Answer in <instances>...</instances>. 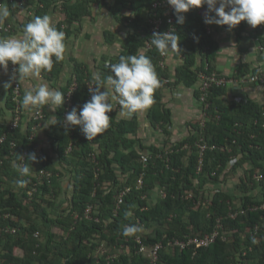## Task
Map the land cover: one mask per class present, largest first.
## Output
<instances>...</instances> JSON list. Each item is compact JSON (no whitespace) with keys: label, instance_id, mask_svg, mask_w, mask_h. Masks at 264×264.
I'll list each match as a JSON object with an SVG mask.
<instances>
[{"label":"trees","instance_id":"16d2710c","mask_svg":"<svg viewBox=\"0 0 264 264\" xmlns=\"http://www.w3.org/2000/svg\"><path fill=\"white\" fill-rule=\"evenodd\" d=\"M154 1L121 0L124 10L119 18L128 22L130 30L120 54L112 63L118 62L120 55L143 53L151 57L159 78H170L169 83L161 82L155 90L148 113L152 124H161L168 134L172 116L163 102L165 90L181 83L196 84L207 63L210 71L216 70V44L200 14L202 6L184 13V24L175 21L180 40L177 52L183 57V63L172 76L168 68L160 64L163 56L153 45L147 47L152 36L150 19ZM88 2L91 0L66 6L69 24L88 14ZM61 27L62 23L58 29ZM167 27L165 22L161 32ZM258 37L263 39L260 34ZM245 67L239 68L235 76H246L249 70ZM54 68L55 62L52 70ZM76 75L79 86L73 107L82 108L91 99L88 83L94 80L83 68H78ZM67 87L62 90L64 94ZM223 87L211 90L208 111L211 119L204 131L200 125H194L189 136L168 149L149 147L151 157L146 166L142 154L147 148L139 142L137 135L138 115L127 118L114 108L108 113L110 127L88 140L80 126L65 127L64 104L58 110L59 122L54 125L52 136L59 145L58 164L74 169L75 178L72 194L59 210L56 203L62 191L64 171L50 156L38 153L36 142L31 138L38 121L25 129L19 125L12 130L9 126L0 130V136L6 134L0 145L1 180L4 176L22 178L13 167L17 153L27 151L24 163L30 164L27 158L30 154L35 153L37 157L32 161L31 177H23L29 179L23 189L15 190L3 182L0 184V212L13 215L0 217V226L19 228L16 234L1 238L0 264H149L148 258L139 251V244L135 241L137 235H141L147 244L163 240L165 245L160 251L159 264H264V208H252L264 203V105L251 99L222 105L217 97ZM197 95L199 97V90ZM11 107L15 108L13 97ZM202 135L207 142L227 148L207 149L202 169L198 170L199 148L196 144ZM232 157L236 158V164L228 166ZM246 161L253 165L242 166ZM239 168L243 170L237 179V190L241 194L218 187L208 207L198 205V201L206 199L205 189H211L208 183L222 186L228 174L239 171ZM41 169L51 172L52 176L39 178ZM141 173H144V183L139 187L137 181ZM258 174L263 178L258 179ZM128 186L131 189L118 207V196ZM33 187L36 191L30 199L28 192ZM161 188L167 193L164 198L159 196ZM255 189L260 190V198L254 195ZM189 191H192V197H187ZM89 205L94 206L92 218L85 216ZM51 210L56 211L54 216H51ZM236 210L238 216L232 217L231 212ZM242 210L245 212L241 213ZM125 213L130 215L126 217ZM219 223L220 236L208 247L181 249L178 245L168 244L170 239H186L188 235L210 232ZM126 224H140L143 231L126 237L121 233ZM257 225L260 230L255 236L253 232ZM54 227L63 232L53 230ZM102 242L108 247H117L118 257L108 262L105 257L97 255L95 248ZM19 248L24 249L21 256L17 254ZM99 257L100 263L97 262Z\"/></svg>","mask_w":264,"mask_h":264},{"label":"crops","instance_id":"0c3cea01","mask_svg":"<svg viewBox=\"0 0 264 264\" xmlns=\"http://www.w3.org/2000/svg\"><path fill=\"white\" fill-rule=\"evenodd\" d=\"M84 0H4L3 6H7L10 16L4 21L9 25L10 31H3L0 37L20 36L22 35L23 26L26 25L35 16L50 15L56 27L59 28L62 23V30L67 36L65 37L66 51L64 59L55 62V70L43 71L38 80L28 79L21 84V101L25 89L39 83H45L49 87L59 88L61 91L69 84L71 77L76 74L78 68L86 70L87 74L93 77L94 73H99L101 77H106L110 70L105 67L106 63H112L120 54L122 45L128 37L130 25L128 22L120 20V13L124 10L121 0H91L89 4V12L81 20L69 24L67 21L66 6L81 5ZM212 15H215L214 13ZM209 33L216 44V55L214 65L218 72L226 76H235L238 69L246 66L249 70L246 78L253 72L264 70V24L255 28L250 26L246 21H242L234 29L229 30L227 25L207 24ZM259 34L263 39L260 40ZM183 63V57L177 52H169L166 55V68L170 74L175 76L176 69ZM201 64V63H200ZM199 64V65H200ZM18 67V65H16ZM13 72L11 62L7 72L0 68V130L9 126L14 119V109L11 107L13 97L12 87L5 89L3 83L9 81ZM55 72V73H54ZM240 78V77H239ZM200 81L194 85L178 84L173 89L165 90L163 102L170 109L172 122L169 127V133H165L161 124H152L148 113L149 109L141 110L135 113L139 117V142L145 146L144 153L150 154L148 148L158 146L162 148H170L179 141L183 140L194 131V125H200L201 118L204 116L203 105L199 102L197 90H199ZM222 93L219 94L217 100L222 105H230L235 103H244L251 99L259 104L264 105V83L239 81L229 83L223 87ZM104 90V89H102ZM115 109L117 108V100L112 101ZM42 110L44 118L41 125L33 128L32 139L36 142L38 153L50 156L53 161L64 171L61 178L62 191L57 199V209L65 206L72 194L74 183V169L66 165H60L58 158V143L53 138V127L43 128L46 120L53 114L48 106L34 109L31 112L24 110L21 106L22 119L20 126L25 129L36 120V112ZM58 110L55 115L58 119ZM121 115L130 118L125 111L119 110ZM118 111V112H119ZM264 162V160L262 161ZM235 162L230 161L228 166H233ZM249 161L244 162L242 166H252ZM240 166V165H239ZM72 170V171H71ZM243 170L231 172L228 174L227 181L221 186H215L212 183L207 185L211 189H205V203L201 206L208 207L211 196L218 187H223L226 191L233 194L240 193L237 190L238 174ZM0 179V184L14 187L15 190H21L16 184L17 176H4ZM3 182V183H2ZM206 185V186H207ZM254 195L260 198V190L255 189ZM241 194V193H240ZM237 201V199H236ZM152 202V201H151ZM56 209V210H57ZM51 216L56 211L52 210ZM62 231V229L60 228ZM0 252H3V246L0 244ZM18 255L24 254V249L17 250Z\"/></svg>","mask_w":264,"mask_h":264},{"label":"clouds","instance_id":"9594fccd","mask_svg":"<svg viewBox=\"0 0 264 264\" xmlns=\"http://www.w3.org/2000/svg\"><path fill=\"white\" fill-rule=\"evenodd\" d=\"M167 3L174 9L176 23L181 25L185 22L184 13L203 5H207L209 13L215 14H206V24L227 25L229 30L242 21L253 28L264 24V0H167ZM9 16L8 7L0 6V24ZM179 41V34L171 29L154 32L150 43L161 55H167L180 49ZM65 51V33L56 27L53 18L48 14L35 16L23 26L22 35L0 37V68L7 72L9 62L18 65L13 69L10 80L3 83V87L11 88L13 81L19 87L25 80H38L43 71L52 70L54 62L64 59ZM105 67L110 70L106 77L102 78L98 72L93 74L91 99L82 108L73 107L63 118L66 128L80 126L88 140L94 139L110 127L108 113L114 110V99L128 116H132L153 104V94L160 87L152 59L143 53L120 55L118 62L106 63ZM65 100V94L59 88L39 83L25 89L21 106L28 112L48 106L53 113L43 126L48 128L59 122L54 113L65 104ZM25 158L23 154L17 153L13 161V167L22 177L16 181L19 187L29 183V179L23 177H31L32 161L37 159L35 153L27 157L30 164L24 163ZM128 215L130 213H125L126 217ZM141 231L143 226L140 224H126L121 229L122 235L126 237ZM255 242L253 239V243Z\"/></svg>","mask_w":264,"mask_h":264},{"label":"built area","instance_id":"2783aa9c","mask_svg":"<svg viewBox=\"0 0 264 264\" xmlns=\"http://www.w3.org/2000/svg\"><path fill=\"white\" fill-rule=\"evenodd\" d=\"M4 4V0H0V6H3ZM153 8H154V12H153V16L150 19L152 26H151V34H153L154 32H161L162 30V26L163 24L166 22L168 24V27L165 31H169L171 29L176 30L175 27V21H176V15L174 14V9L172 8L171 5H169L167 3V0H155L153 3ZM200 14L204 17L206 14L207 15H211V13L208 12V8L207 5H203L202 9L200 10ZM208 29V27H207ZM11 28L9 25L5 24V22H3L2 24H0V36L3 33V31H10ZM164 31V32H165ZM209 32V29H208ZM148 48L152 47L151 43H148ZM163 58L160 62L162 67H166V55H162ZM209 64L207 63L205 66V70L200 71L199 73V77H200V85H199V102L203 105V109H204V116L201 118L200 121V127L201 130L204 131L207 121L211 119V116L209 115L208 111L210 108V101H209V96L211 93V90L213 87H222L225 86L226 84L229 83H236L239 81H248V82H263L264 83V70H258L257 72H253L252 74L248 75V77L246 78H239L237 76H226L223 74H220L217 70H209ZM13 69L16 67V65H12ZM160 83L163 82L165 84L169 83L171 80L169 77H165L162 76L159 78ZM94 83V81H91L88 83L89 86V90L91 87H94V85H92ZM17 83L15 81H13V100L15 102V108H14V119L13 121H11V123L9 124V128L10 130L15 129L17 127H19V125L21 124V119H22V112H21V85L19 87H17ZM79 86V81H78V77L76 74H74L71 77V80L68 84L67 87V91L65 94L66 100H65V105H66V110H65V115L71 111L72 107L74 106V95L75 92L77 91ZM117 108L120 110L121 107L118 104L117 101ZM64 115V116H65ZM36 120L38 121V123L36 125H34V128H36L37 126L41 125L42 123V119L44 118V113L42 110H38L36 112ZM6 138V134H3L2 136H0V145L4 142ZM32 138V135H31ZM197 147L199 148V165H198V170L202 169L203 166V158H204V154L205 151L207 149H220V150H225L227 148V146L225 145H221L218 146L216 143H209L205 140L204 136L202 135L200 140L197 142ZM38 151V149H37ZM27 151L24 152V156H26ZM93 156V159L95 160V154L92 153L91 154ZM150 154L144 153L142 154V161L143 164L146 166L149 163V159H150ZM232 162L236 161L235 157H232L231 159ZM39 178H42L43 176H47V177H51L52 173L51 172H47L45 169H41L39 174H38ZM258 179L263 178L262 174H258L256 175ZM144 183V173H141V175L138 178L137 184L139 187H142ZM131 187H126L124 188L119 196H118V207L120 206V204L123 202L125 195L130 191ZM36 191V187H33L31 190H29V195H30V199L33 196V193ZM167 193L166 191L161 188L159 190V196L164 198L166 197ZM193 193L192 191H189L187 193V197H192ZM147 197V195H146ZM205 201H198V205H202L204 204ZM253 209H258V208H264V203L262 205H255L252 207ZM94 210V206L93 205H89L85 211V216L87 218H92V211ZM245 211L242 210L241 213H244ZM239 214V211H233L231 212V216L232 217H237ZM0 217H13V215H11L10 213H2L0 212ZM96 220H98V217L96 218ZM220 228H221V224L219 223L212 231L210 232H206V233H198L195 235H188L186 239H170L168 241V244L170 245H178L180 246L181 249L193 246L195 249L199 248V247H208L211 244L215 243L216 240L219 238L220 236ZM19 228L17 226H12V225H5V226H0V240L1 238H3L6 234H16L18 232ZM260 230V226L257 225L255 227V230L253 232V234L256 236L258 234ZM63 232V231H62ZM38 233V232H37ZM135 241L139 244V251L142 252V254L144 256H146L149 260V264H159L160 261V251L161 249L164 247V242L163 240H160L158 242H155L153 244H147L146 242H144L143 238L141 237V235H137L135 236ZM124 248V245L122 244V249ZM95 252L97 255H101L103 257H105L107 259L108 262L114 260L115 258L118 257L119 253H118V249L117 247H108L107 244L105 242L100 243L99 245H97V247L95 248ZM100 257L97 259V262L100 263Z\"/></svg>","mask_w":264,"mask_h":264},{"label":"rangeland","instance_id":"374dc122","mask_svg":"<svg viewBox=\"0 0 264 264\" xmlns=\"http://www.w3.org/2000/svg\"><path fill=\"white\" fill-rule=\"evenodd\" d=\"M51 211H52V210H51ZM53 230H55V231H61L59 227H54Z\"/></svg>","mask_w":264,"mask_h":264}]
</instances>
